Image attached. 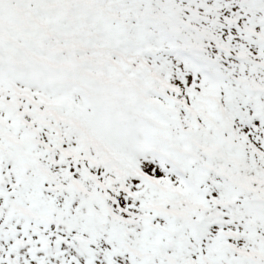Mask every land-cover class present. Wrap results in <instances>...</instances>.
<instances>
[{"label": "snow or ice", "instance_id": "snow-or-ice-1", "mask_svg": "<svg viewBox=\"0 0 264 264\" xmlns=\"http://www.w3.org/2000/svg\"><path fill=\"white\" fill-rule=\"evenodd\" d=\"M0 264H264V0H0Z\"/></svg>", "mask_w": 264, "mask_h": 264}]
</instances>
